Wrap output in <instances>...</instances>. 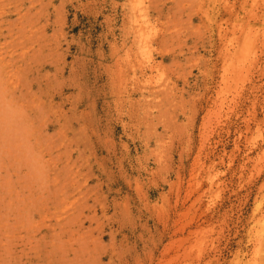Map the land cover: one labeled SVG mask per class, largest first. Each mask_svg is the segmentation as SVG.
I'll use <instances>...</instances> for the list:
<instances>
[{
  "label": "rangeland",
  "instance_id": "obj_1",
  "mask_svg": "<svg viewBox=\"0 0 264 264\" xmlns=\"http://www.w3.org/2000/svg\"><path fill=\"white\" fill-rule=\"evenodd\" d=\"M0 264H264V0H0Z\"/></svg>",
  "mask_w": 264,
  "mask_h": 264
}]
</instances>
